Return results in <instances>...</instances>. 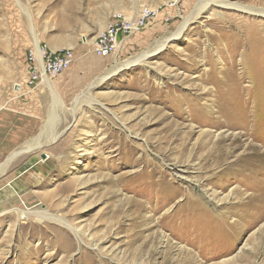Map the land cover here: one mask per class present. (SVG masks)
<instances>
[{
    "label": "rangeland",
    "instance_id": "1",
    "mask_svg": "<svg viewBox=\"0 0 264 264\" xmlns=\"http://www.w3.org/2000/svg\"><path fill=\"white\" fill-rule=\"evenodd\" d=\"M216 1L255 11L0 0V264H264V0ZM144 6L159 17L95 56ZM37 44L75 61L31 88Z\"/></svg>",
    "mask_w": 264,
    "mask_h": 264
},
{
    "label": "built area",
    "instance_id": "2",
    "mask_svg": "<svg viewBox=\"0 0 264 264\" xmlns=\"http://www.w3.org/2000/svg\"><path fill=\"white\" fill-rule=\"evenodd\" d=\"M158 9L142 7L138 12L126 15L115 12L101 30L93 44L95 56L104 58L122 48L124 41L150 26L158 17ZM121 45V46H119ZM75 61V53L70 48L50 50L46 45L30 47L25 58V86L33 87L43 77H55L67 71Z\"/></svg>",
    "mask_w": 264,
    "mask_h": 264
},
{
    "label": "bare ground",
    "instance_id": "3",
    "mask_svg": "<svg viewBox=\"0 0 264 264\" xmlns=\"http://www.w3.org/2000/svg\"><path fill=\"white\" fill-rule=\"evenodd\" d=\"M213 2L214 3H217V4H222V5H224V6H228V7H231V6H233V7H237V8H239V9H241V10H244V11H247V12H254L255 10H253V9H251V8H249V7H246V6H243V5H238V4H233V3H230V2H219V1H216V0H213ZM201 4L202 5H200V6H197V11L195 12V15H198V14H200V11L201 10H203L204 8H206L207 7V5L209 4V2H201ZM187 20H185V22L183 23V25H182V27L180 28V30H178L179 32L177 33V34H181L182 33V31L184 30V28L186 27V25H187V22H186ZM164 46V45H163ZM136 60H140V59H136ZM143 60V59H142ZM141 60V61H142ZM44 78L45 77H43L42 78V80H44ZM48 156V155H47Z\"/></svg>",
    "mask_w": 264,
    "mask_h": 264
},
{
    "label": "crops",
    "instance_id": "4",
    "mask_svg": "<svg viewBox=\"0 0 264 264\" xmlns=\"http://www.w3.org/2000/svg\"><path fill=\"white\" fill-rule=\"evenodd\" d=\"M20 119H21V121H23V120L26 121V122L28 121L26 118H20ZM28 123H29V122H28ZM28 123H27V124H24V125L22 124V125L20 126V129H24V130L28 129V126H29ZM12 126L15 127V124H13ZM11 142H12V141H11Z\"/></svg>",
    "mask_w": 264,
    "mask_h": 264
}]
</instances>
